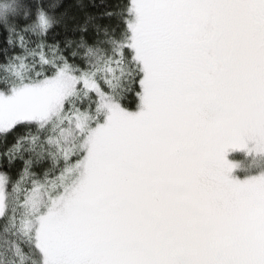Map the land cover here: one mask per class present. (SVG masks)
Listing matches in <instances>:
<instances>
[{
  "label": "snow or ice",
  "instance_id": "snow-or-ice-1",
  "mask_svg": "<svg viewBox=\"0 0 264 264\" xmlns=\"http://www.w3.org/2000/svg\"><path fill=\"white\" fill-rule=\"evenodd\" d=\"M90 7L0 0V264H264V0Z\"/></svg>",
  "mask_w": 264,
  "mask_h": 264
},
{
  "label": "trees",
  "instance_id": "trees-1",
  "mask_svg": "<svg viewBox=\"0 0 264 264\" xmlns=\"http://www.w3.org/2000/svg\"><path fill=\"white\" fill-rule=\"evenodd\" d=\"M25 3H30L31 0H23ZM80 0H62V3L65 7L71 11L72 13L79 14L77 5ZM90 5H94V7H90L89 11L93 13H100L104 11V7L106 5H114L119 2V0H87ZM63 10V9H61ZM60 31V29H58ZM5 43V35L3 29H0V46H3ZM0 150H2V146H0Z\"/></svg>",
  "mask_w": 264,
  "mask_h": 264
}]
</instances>
